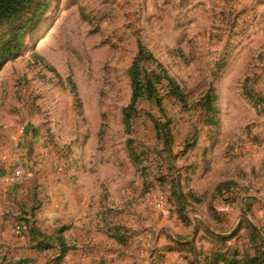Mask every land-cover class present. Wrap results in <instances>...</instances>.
<instances>
[{"label":"rangeland","instance_id":"rangeland-1","mask_svg":"<svg viewBox=\"0 0 264 264\" xmlns=\"http://www.w3.org/2000/svg\"><path fill=\"white\" fill-rule=\"evenodd\" d=\"M262 1L52 0L0 65V264L264 251ZM21 21L0 25V45ZM140 47L153 91L134 102Z\"/></svg>","mask_w":264,"mask_h":264},{"label":"trees","instance_id":"trees-1","mask_svg":"<svg viewBox=\"0 0 264 264\" xmlns=\"http://www.w3.org/2000/svg\"><path fill=\"white\" fill-rule=\"evenodd\" d=\"M51 2L52 0H0V25L6 22L9 23L13 20H22L20 24L12 28L8 38L0 45V65L21 49L23 39L47 12ZM143 57L152 58L151 55H145L143 49L140 47V50L129 70L133 89L132 101L134 102L144 94H151L153 91L152 82L147 80V83H144L140 74L138 64ZM169 83L171 84L173 92L179 98H182L179 86L170 78ZM132 108L133 105L127 107L124 111L126 122L129 120L130 110ZM62 230L63 229L59 230L58 233L60 234ZM58 239L61 241L62 253L66 254L69 247L65 246L60 235L58 236ZM246 259V264H264V251L254 255L248 254ZM229 264H237V262L229 261Z\"/></svg>","mask_w":264,"mask_h":264},{"label":"built area","instance_id":"built-area-1","mask_svg":"<svg viewBox=\"0 0 264 264\" xmlns=\"http://www.w3.org/2000/svg\"><path fill=\"white\" fill-rule=\"evenodd\" d=\"M28 177V173L22 163L17 164L13 170L6 176V181L12 185H21L23 184ZM163 200L158 202L161 205ZM17 229H21V226L18 225Z\"/></svg>","mask_w":264,"mask_h":264},{"label":"water","instance_id":"water-1","mask_svg":"<svg viewBox=\"0 0 264 264\" xmlns=\"http://www.w3.org/2000/svg\"><path fill=\"white\" fill-rule=\"evenodd\" d=\"M32 147H33V138L28 142V145H27L26 153L28 156L32 155V151H33Z\"/></svg>","mask_w":264,"mask_h":264},{"label":"crops","instance_id":"crops-1","mask_svg":"<svg viewBox=\"0 0 264 264\" xmlns=\"http://www.w3.org/2000/svg\"><path fill=\"white\" fill-rule=\"evenodd\" d=\"M262 3L264 4V0L262 1ZM25 138H26V140H25ZM20 139L22 140V145H24V141H26L25 143V145H28V142L32 139V137H30L29 138V136H24L23 134L20 136ZM264 141V140H263ZM264 145V144H263ZM25 152H26V150H25Z\"/></svg>","mask_w":264,"mask_h":264}]
</instances>
